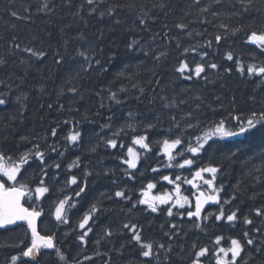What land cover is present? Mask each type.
Returning <instances> with one entry per match:
<instances>
[{
  "label": "trees",
  "instance_id": "1",
  "mask_svg": "<svg viewBox=\"0 0 264 264\" xmlns=\"http://www.w3.org/2000/svg\"><path fill=\"white\" fill-rule=\"evenodd\" d=\"M161 2L166 5L163 10L155 7ZM42 3L43 0H0V57L9 61L6 67L0 69V81H3L0 84V91L8 92L7 86H10L12 93L10 95L12 104L8 108H0V151L11 155L15 160L19 152L31 147L30 143L20 140L21 136L39 142L41 150L46 153L45 164H60L59 169L47 168L44 183L48 186L49 192L43 197V202L54 209L58 200L69 195L73 196L75 203V207L67 212L68 223H60L53 219L48 226L56 236L57 248L45 251L39 264H144L146 258L140 256L137 245L130 242L129 233L125 230L123 234H115L120 231L122 223L129 219L143 226L142 235L146 240L160 242H167V237L163 233L169 230L168 221L182 225L180 238L175 241L174 251L170 254L171 264H176L179 259V245L182 244L190 254L189 246L192 243H196L198 247L207 245L209 247L207 264H215L212 250L216 235L239 238L243 231H250L252 226L242 223L244 215L252 218L256 225L261 223L260 218L255 217L252 212L254 208L264 205V140L259 133L254 137H234L220 141L223 145L222 150L209 151L199 161L202 165L209 162L225 165L222 169L223 175L218 176L217 180L218 184H224L222 199L230 198L234 186L240 184L237 199L231 204L224 205L226 212L239 209L241 221L235 226L210 220L207 222L208 227L201 232L195 227V218L191 221L187 217L180 219L175 215V209L173 217H167L163 211L150 213L145 210L144 205H138L130 215L127 209L138 198L141 186L149 181H158L152 193L155 195L161 191L173 190V185L160 180L162 175L175 177L180 174L190 178L187 169L164 168L165 158L157 156L158 145L154 141L161 139L171 126L170 114L176 115L177 120L181 121L185 112L189 110L196 112L203 122L201 129L206 130L205 125L211 126L213 121L221 119H224L229 127H234L235 121L232 117L241 116L243 119L250 116L253 111L264 110V81L259 76L242 75L236 66L237 60L242 61L245 66L251 63H264V54L257 46L244 42V32L229 34L219 45L214 40L215 34H223V30L219 28L221 23L228 24L230 28L243 25L246 30H256L264 26V0H253L252 11L241 15H232L233 11L240 12L238 0H222L220 5L215 6V10L222 13L220 17H213L210 12L202 14L199 11L208 0H201L200 5H195L193 0H104L103 4L96 6L97 12L91 15L89 10L92 6L87 5L85 0H72L71 6L66 0H50V6L54 7L55 11L49 13L37 11ZM81 4L83 10L78 16L75 13ZM117 4L121 7L111 16L105 14L100 18V12L107 13L109 7ZM128 4H134L135 8L124 7ZM232 5H235V9L231 7ZM12 12H16L17 16H12ZM144 13L155 17L154 20L148 19L147 26L139 23V17ZM198 18L206 19L208 23L193 22ZM178 23L188 24V29H178L175 26ZM187 31H192L193 36H187ZM81 32L88 38L87 42L77 39ZM164 32L168 33L167 37H164ZM156 33L160 35L152 41V36ZM13 37L22 48L43 47L48 55L41 62L32 58L33 67L26 69L19 61L22 58L27 59V54L17 51L13 55L9 51ZM173 37L179 38L180 48L176 47L174 39L168 43ZM134 39L140 40L141 43L148 42L145 44L146 48L150 45L157 53L160 50H167V59L157 64L151 56L145 57L140 52L134 54L135 58L127 55L126 44ZM65 40L69 42L67 52L63 47ZM207 40L213 41L212 48L201 51L207 50L206 59L220 66L218 72L209 71V79L214 82L179 79L178 74L173 71L179 59H188L190 63L199 60V56L192 53L186 57L182 56V49L205 43ZM89 44L97 49V58L109 70L103 72L97 68L89 73L81 72L79 78L71 81V84L80 89V94L73 96L67 91V87L70 86L67 83L69 71L78 68L81 62L76 56L77 50L88 47ZM57 50L66 58L63 66L54 63V54ZM228 51L233 52L232 61L225 59ZM113 53H116V59L110 60ZM72 57H76V63ZM224 68H231L232 71L225 73ZM118 71H123L124 75L118 77L116 75ZM157 79L160 81L159 85L154 83ZM41 87L44 89L43 92L40 91ZM121 88L126 91L121 92ZM141 88L144 89L143 94L140 92ZM61 89L64 90L62 95ZM109 89L117 92L118 98L124 103L115 104L109 100ZM97 92H100V96L96 95ZM24 94H27V99L17 103L16 96ZM80 95L83 99H80ZM218 96L219 100L216 99ZM161 97L174 98L177 102L183 99L188 103L181 104L179 108L165 109L163 108L165 101ZM101 98L104 107H100ZM58 103L63 104L64 108L60 109ZM48 104H52L51 109L48 108ZM22 105L26 107L21 113ZM77 108L79 112L75 111ZM129 112L133 114V118L128 116ZM109 116L111 120H108ZM157 116L160 117L159 128L148 132L149 141L153 142L152 152L147 154V161L141 159L136 170L137 173L142 171L143 175H137L135 180H129L123 172L126 165L121 164L120 158L131 145L132 137L142 134L143 129L137 128L135 133L129 130L127 135L121 133L118 143L123 142L125 146L123 150L119 147L111 149L106 146L105 141L126 122L155 121ZM66 120L79 121L78 127L83 135L77 145L69 144L64 139L72 127L71 124L63 123ZM106 124H110L111 127H104ZM52 127L57 128L56 137L50 135ZM45 136L46 141L43 139ZM49 145H55L57 151L51 152ZM92 148H95V151H92ZM137 150L142 151L138 146ZM230 151L237 152V155L231 157ZM60 152H63V156L59 155ZM225 155H229L228 160L224 159ZM77 157L80 158L79 166L69 170L67 165ZM157 165L161 171L151 172V167ZM85 173L91 175L85 177ZM71 175H75L78 181L87 182L86 192L80 197L74 196V191L78 190L77 185L65 183ZM41 178L38 164L31 161L24 166L20 182L34 190L39 186ZM119 190H125L126 194H130L132 201L116 198L114 193ZM193 191L190 185H182L183 194L189 195L190 198ZM253 192L257 193L256 198L250 199ZM93 204L101 208V211L96 212L93 220L89 222L93 231L87 237V245H82L78 239L82 231L78 223ZM39 207L41 208L40 205ZM216 207L210 205L206 211L215 210ZM160 225L164 226L163 229ZM105 228H111L114 235L103 238ZM21 240L27 245L30 243V236L21 235L17 228L0 230V264H9L10 257L21 252L24 247L20 245ZM96 240H100V243L97 244ZM221 243L222 246H229L227 239ZM57 249L63 253L65 259H61ZM252 257L251 259L245 257L248 264H264V255L254 252ZM24 260L28 261L25 258ZM161 261L163 264V256ZM185 261L187 264V257Z\"/></svg>",
  "mask_w": 264,
  "mask_h": 264
},
{
  "label": "snow or ice",
  "instance_id": "2",
  "mask_svg": "<svg viewBox=\"0 0 264 264\" xmlns=\"http://www.w3.org/2000/svg\"><path fill=\"white\" fill-rule=\"evenodd\" d=\"M66 3L71 6L72 0H66ZM85 3L89 6H92L89 10V14H94L97 12V5L103 4L104 0H85ZM195 5H200L201 0H193ZM222 0H208V3L201 7L199 11L203 13H211L213 17H220L222 13L218 10H215L216 5H220ZM240 4V12L233 11L232 15H241L242 13H249L253 8V0H238ZM121 5L117 4L113 7L107 9V13L100 12V18H103L105 14L111 16L116 9L120 8ZM126 8H135L134 4L124 5ZM155 7L164 9L166 5L161 2ZM235 9V5L231 6ZM83 10V4L78 7L76 15L80 16L81 11ZM259 11V9H256ZM28 11V9H26ZM38 12H53L55 11L54 7L50 6V0H43V3L37 8ZM12 16H17L16 12L11 13ZM83 19V16H81ZM148 19H155V17L149 16L148 13H144L139 17L140 25L147 26ZM193 22L199 23H208L206 19H197ZM87 23V21H85ZM178 29L186 30L188 29V24L178 23L175 25ZM167 28V25L164 26ZM219 28L223 30V34H215L214 40L217 45L220 44L221 40L226 39L229 34L235 35L239 32H244L245 40L244 42L249 45H255L258 47L260 52L264 54V26L256 29L250 30L245 29L242 25L236 28H230L228 24L221 23ZM145 30L147 28L145 27ZM49 35H51L49 33ZM159 33H156L152 36V41L156 40V37L159 36ZM186 35L191 37L193 36L192 31H187ZM196 35H201V33H196ZM168 33L164 32V37H167ZM102 38V37H101ZM78 40L87 42V37L83 32H81L78 37ZM172 39L175 40L176 47L180 48V40L178 37H173L168 40L170 44ZM68 41L64 42V49L67 52ZM148 42L141 43L140 40H132L126 44L127 55L135 58L134 54L136 52L142 53L145 57L151 56L152 59L159 64L162 60L167 59L168 51L160 50L158 53L151 48L149 45L147 48L145 44ZM213 41L207 40L205 43H198L193 46L184 47L182 49L181 55L186 57L189 53L199 56V60H193L191 63L188 59H179L177 64L174 66V73L178 74V78L182 80H200L204 82H214L209 79V71L213 70L218 72L220 66L215 63L207 60L208 51L201 49L212 48ZM11 54L15 55L17 51L27 54V59H20L19 63L24 65L26 69L33 67L32 58L37 62H41L48 55V52L43 48H37L34 46H25L21 47V44L16 41V38L13 37L12 44L9 48ZM76 56L80 58V63L78 68L70 70L67 83L70 85L67 87V91L72 93L73 96L80 94V89L77 88L74 84H71V81L79 78L80 73H89L95 69H100L103 72H108V68L104 67L101 60L97 58V49L93 48L90 44L88 47L81 48L77 50ZM65 56L57 50L54 54V63L57 66H63L65 63ZM116 59V53H113L110 57V60ZM225 59L232 61L234 59L233 52L228 51L225 55ZM74 63H76V57H72ZM8 59L0 57V69H3L8 65ZM115 67V65H111ZM237 70L242 74H247L249 76L255 75L262 78L264 81V63L256 64L251 63L245 66V64L237 60L236 61ZM231 68H224L225 73H230ZM118 77L123 76V71H118L116 74ZM130 78V77H129ZM21 80L23 77L20 78ZM3 81H0L2 84ZM159 85L160 81L157 79L154 81ZM8 92L0 91V108H8L12 104L10 99L11 88ZM41 92L44 91L43 87L40 89ZM63 89H61V95L63 94ZM121 92L126 91V89L121 88ZM141 94H143L144 89H140ZM97 96H100V92L96 93ZM108 98L113 101L115 104L124 103L121 99L118 98L117 92L108 90ZM139 97H137L138 99ZM27 94L22 96H16V102L20 103L21 100H26ZM80 99H83V96L80 95ZM165 103L163 108L171 109L173 107L179 108L181 104L186 105L187 100L181 99L177 102L174 98L170 99L168 97H161ZM217 100L220 97H216ZM26 105H22L21 113L23 108ZM60 109L64 108L63 104L58 103ZM100 107H104L103 98H101ZM210 107V106H209ZM48 108H52V104H48ZM200 110V105H197V111ZM79 112V109H75ZM99 113H97L98 115ZM130 118H133L131 112L128 113ZM85 118H87L85 116ZM232 119L235 121L234 127H229L226 124L224 119L213 121L211 126L205 125L206 130L201 129V124L203 123L196 112L191 110L184 113V116L181 121L177 120L176 115L170 114L169 120L171 126L167 129V132L161 139L154 141L158 145L157 156H163L165 162L163 163L164 168H176V169H187L190 172V178L182 176L180 174L175 175H162L160 180L167 182L169 185H173L172 191H161L153 195V190L157 187V182L149 181L145 185H142L139 190L138 198L131 204L127 209L128 214L130 215L133 209L137 208L138 205L146 206L145 210L150 213H160L163 211L167 217L178 216L180 219L185 217L188 220H193L195 218L194 224L196 229L204 232L208 227V221L214 222H224L229 226H235V224L241 221V216L238 215L239 209L225 211L224 205L231 204L232 201L237 199V195L240 193V184L238 183L234 186V191L230 198L222 199L221 193L224 192V184L217 183L218 176H222V169L225 167L223 164H200L199 161L203 159V156L209 151H219L222 150L223 145L220 144V141L229 140L231 138L238 137H254L257 133L261 135L262 140H264V110L253 111L250 116H245L243 119L241 116H234ZM108 120H111V116L108 117ZM160 117L157 116L155 121H140L136 123H125L124 126L120 127L117 131L112 133V137L108 138L105 141L107 147L111 149H124L123 142H119L121 133L127 135V132L130 130L135 133L137 128H142V134L134 135L131 139V145L127 147L126 152L120 158L121 164L126 165L123 169L124 175L129 180H135L137 175H143V172L137 173V169L140 166L141 159L147 161L148 153L152 152L153 142L149 141L148 132L154 128H159ZM63 123L71 124L72 127L69 133L64 137V139L72 145H77L81 138L82 132L79 130V121H63ZM104 127H111L110 124L104 125ZM202 133V134H201ZM51 137L57 136V128L52 127L50 129ZM46 141L47 136L43 137ZM21 141L31 144V147L26 150L19 152L16 159L14 160L11 155H6L4 151H0V229L11 230V226L17 228L24 227L26 225V234L30 233V243L24 245V241H20V245H24L21 252L18 255H13L10 257L9 264H29V262H34V264H39V261L36 259L42 249H56V240L55 235L41 234L38 231L37 221L42 216L43 211L38 206L37 207H25L24 201L25 197L29 199L32 198V195L36 197L37 200L42 199L46 193L49 192L48 186L44 183V177H47V168L54 167L56 169L60 168L59 163L45 164V151L41 150V144L34 140H29L27 136H21ZM214 145L216 146L214 148ZM137 146L140 150H137ZM48 148L51 152H56L57 148L55 145H49ZM67 149H65L66 151ZM95 151V148L91 149ZM239 151V149H237ZM59 155L63 156V152H60ZM231 157H235L237 152H231ZM225 160L229 159V155L224 156ZM31 161H35L41 171L42 178L34 190L28 188V186L23 182H18L17 178L20 176L21 171L24 169L25 165H28ZM80 158L77 157L75 161L67 165V168L71 170L74 167H78ZM151 172L159 173L161 168L159 165L151 167ZM85 177L91 175V173H85ZM8 182H11L9 184ZM66 185H77L78 190L74 191L75 197H80L83 193L86 192L87 182L86 180L78 181L75 175H71L66 181ZM190 185L194 191L189 195H185L182 192V185ZM63 191V189H62ZM257 193L253 192L250 196V199H255ZM116 198H120L122 201H132V196L126 194L125 190H119L114 193ZM111 199V197H109ZM214 205L217 206L215 210L206 208L208 206ZM75 207L73 203V196L65 195L63 199L58 200L55 211L53 213L55 220L60 223H68L67 212ZM184 210V211H181ZM101 211V208L97 207L96 204H93L88 211L83 215L82 219L78 223L79 229H81V234L78 239L82 245H87V237L92 233L93 228L89 226V222L93 220V215L96 212ZM255 217L260 218V225L254 224L252 218L248 215L242 217V223L244 225H251L252 229L250 231L245 230L242 232L239 238L235 237H225L224 235H216L213 241V250L212 257H214L215 264H248V259H251L254 252L264 255V205L261 207H256L252 210ZM169 230L165 231L163 235L167 237V242H160L157 240H146L142 233L144 228L142 225L133 222L131 219L125 221L121 225V229L118 233L123 234L126 230L130 235V242L135 243L140 250V256L146 258L144 264H162L161 257L163 256V264H171V256L175 247V241L180 238V232L182 230V225H177L168 221ZM163 229V225H160ZM114 235V232L111 228H105L103 230V238H110ZM186 235V233H185ZM229 241V246H222V241ZM96 243L99 244L100 240H96ZM123 248L124 245L122 244ZM191 253L185 249L181 244L179 245V259L176 261V264H186L185 257H187V264H207V258L209 256V247L207 245L203 247H198L196 243H192L190 246ZM57 254L61 256V259H65L63 253L57 249ZM243 254V255H242ZM24 258H29L28 261H25ZM85 259H90V257H85Z\"/></svg>",
  "mask_w": 264,
  "mask_h": 264
},
{
  "label": "flooded vegetation",
  "instance_id": "3",
  "mask_svg": "<svg viewBox=\"0 0 264 264\" xmlns=\"http://www.w3.org/2000/svg\"><path fill=\"white\" fill-rule=\"evenodd\" d=\"M50 225V223H44V219L43 220H41V230H42V232L44 233V234H47V235H50V234H52L53 233V230L52 229H48V226ZM19 230H26V225L24 226V227H21V228H18ZM29 235V234H28Z\"/></svg>",
  "mask_w": 264,
  "mask_h": 264
},
{
  "label": "water",
  "instance_id": "4",
  "mask_svg": "<svg viewBox=\"0 0 264 264\" xmlns=\"http://www.w3.org/2000/svg\"><path fill=\"white\" fill-rule=\"evenodd\" d=\"M22 203H23V201H22ZM25 206V205H24ZM26 207V206H25ZM38 222V221H37ZM37 227H38V224H37ZM39 257V256H38ZM38 257L36 258V259H38ZM29 259V258H28Z\"/></svg>",
  "mask_w": 264,
  "mask_h": 264
}]
</instances>
